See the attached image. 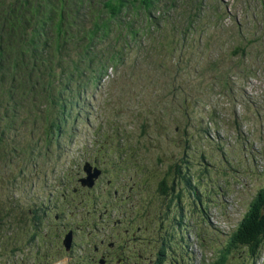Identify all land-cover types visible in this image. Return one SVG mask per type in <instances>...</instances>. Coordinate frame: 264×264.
<instances>
[{"label":"rangeland","instance_id":"1","mask_svg":"<svg viewBox=\"0 0 264 264\" xmlns=\"http://www.w3.org/2000/svg\"><path fill=\"white\" fill-rule=\"evenodd\" d=\"M208 3L214 18L190 33L184 70L177 72L172 52L147 57L135 48L98 83L83 73L81 94L54 92L69 116L57 117L49 134L42 91L34 105L12 88L16 78L0 85V264H43L47 252L52 264H77L69 256L58 261L73 234L82 254L101 239L128 236V264L136 257L143 264H264V243L252 252L232 242L264 191V0ZM34 5L44 21L32 24V35L39 29L51 39L59 0ZM124 31L113 27L112 38L122 40ZM89 164L100 171L92 187L82 183ZM51 198L63 206L61 226L79 227L44 246L36 240L48 231L54 237L55 226L40 231L31 214Z\"/></svg>","mask_w":264,"mask_h":264},{"label":"trees","instance_id":"2","mask_svg":"<svg viewBox=\"0 0 264 264\" xmlns=\"http://www.w3.org/2000/svg\"><path fill=\"white\" fill-rule=\"evenodd\" d=\"M19 1L0 0V85L5 84L8 77L16 78L12 88L29 95L34 105L41 94L44 96L47 108L44 120H50L48 134L59 124L56 119L63 117L66 120L69 116L64 109L66 105L60 104L54 92L78 91L81 94L83 73L88 71L93 82L98 83L109 75V70H115L125 63L135 48H143L147 57H153L157 52L161 56L172 52L178 59L175 63L178 65L177 72L184 70L182 51L190 33L208 18H214L210 15L213 8L209 3L205 5L204 0H190L194 5L190 13L185 8L189 0H59V5L53 9L58 20L55 24L56 35L51 40L47 37L44 39L39 29L33 35L30 30L32 24L44 21L40 10L34 5L36 0ZM206 12L204 19L202 15ZM177 14L179 16L175 17ZM225 16L226 11L222 9L217 18L223 22ZM168 26L172 34L168 33ZM113 27L126 30L122 32V40L112 38ZM106 42L115 48L108 51L101 48ZM118 43L121 46H117ZM140 43L154 46L146 47ZM91 53L98 60L93 61L92 58L91 63H82L81 59L90 57ZM37 72L40 73L38 76ZM40 90L44 94H40ZM173 91L184 92L181 88ZM106 143L101 144V154L107 153ZM253 204L249 216L233 234L232 242L236 247L245 246L256 252L264 243V191Z\"/></svg>","mask_w":264,"mask_h":264},{"label":"flooded vegetation","instance_id":"3","mask_svg":"<svg viewBox=\"0 0 264 264\" xmlns=\"http://www.w3.org/2000/svg\"><path fill=\"white\" fill-rule=\"evenodd\" d=\"M110 163L111 165H114L112 162ZM96 170L98 169L94 170L93 166L90 165V167H87L86 171L89 174H95L97 172ZM87 173L85 172L86 176H84L82 179L88 177ZM13 203L16 202L13 200ZM16 204L19 207L20 203H16ZM42 206L44 208H42ZM33 207L35 211L34 214H31L32 215L31 220L33 221L34 227L36 229L47 232L48 229H50V227L52 226V224H54L55 226V236L53 237L51 232L48 231L47 236L45 238L40 237V239L36 240L40 242L39 245L48 246L49 243L52 242L53 238L55 239L61 238L62 233L68 232L69 229L72 230V229H76V227H79L78 223H72L71 226H65V225L61 226L60 218H62L63 216L62 214L63 206L59 203H56L52 198L50 200H46V206L44 203L42 205L36 203L33 204ZM72 214H74V212H71V215ZM74 237L75 234H73L69 238V240L66 243L68 252L64 253L63 256L60 259H58V261L69 256V258L72 259L73 262L77 264H128V260L130 256L128 236H125L123 239H118L117 237H111L109 239H101L99 241H96L93 245V252L92 253L87 252L85 254H82L81 252L78 251V247L80 245L76 241L74 242ZM173 239L177 241L176 238ZM163 245L164 247L166 246L170 247L171 243L170 241H167V243L163 242ZM44 256H45L44 258L45 260L43 261V264H52L55 261L54 259L53 260L51 259L52 257L50 256L49 252H47ZM8 262L9 261H7V263ZM132 264H143V263L139 257H136Z\"/></svg>","mask_w":264,"mask_h":264},{"label":"water","instance_id":"4","mask_svg":"<svg viewBox=\"0 0 264 264\" xmlns=\"http://www.w3.org/2000/svg\"><path fill=\"white\" fill-rule=\"evenodd\" d=\"M87 167H90L89 165ZM100 171H97L95 174H90L87 178L82 180L84 186L92 187L95 180L99 177Z\"/></svg>","mask_w":264,"mask_h":264},{"label":"bare ground","instance_id":"5","mask_svg":"<svg viewBox=\"0 0 264 264\" xmlns=\"http://www.w3.org/2000/svg\"><path fill=\"white\" fill-rule=\"evenodd\" d=\"M95 184V183H94Z\"/></svg>","mask_w":264,"mask_h":264}]
</instances>
